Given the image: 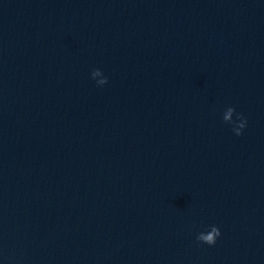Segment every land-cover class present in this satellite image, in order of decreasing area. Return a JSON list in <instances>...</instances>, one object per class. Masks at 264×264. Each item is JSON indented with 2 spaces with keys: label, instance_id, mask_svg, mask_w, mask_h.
I'll return each mask as SVG.
<instances>
[{
  "label": "water",
  "instance_id": "95a60500",
  "mask_svg": "<svg viewBox=\"0 0 264 264\" xmlns=\"http://www.w3.org/2000/svg\"><path fill=\"white\" fill-rule=\"evenodd\" d=\"M0 264H264V0H0Z\"/></svg>",
  "mask_w": 264,
  "mask_h": 264
},
{
  "label": "clouds",
  "instance_id": "9594fccd",
  "mask_svg": "<svg viewBox=\"0 0 264 264\" xmlns=\"http://www.w3.org/2000/svg\"><path fill=\"white\" fill-rule=\"evenodd\" d=\"M100 70L99 69H94L93 70V77L98 74ZM107 83V77L99 82H97L98 85H104ZM235 112V109L232 107L229 109L228 113L224 116V121L226 123H230L233 125V131L235 132L236 135H242V130L246 127L247 125V120L246 118L243 117V114L238 113L237 114V119L233 120L232 113ZM221 232L219 227L212 225L211 230L207 232H200L197 236V240L209 244V245H214L216 243V238L220 236Z\"/></svg>",
  "mask_w": 264,
  "mask_h": 264
}]
</instances>
